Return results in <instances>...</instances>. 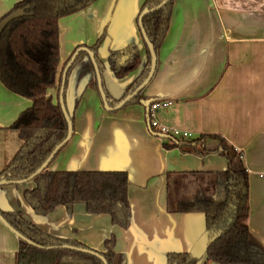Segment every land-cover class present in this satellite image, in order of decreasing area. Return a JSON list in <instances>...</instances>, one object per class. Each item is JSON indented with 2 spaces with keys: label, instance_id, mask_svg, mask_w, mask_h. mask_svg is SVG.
<instances>
[{
  "label": "crops",
  "instance_id": "obj_1",
  "mask_svg": "<svg viewBox=\"0 0 264 264\" xmlns=\"http://www.w3.org/2000/svg\"><path fill=\"white\" fill-rule=\"evenodd\" d=\"M21 0H0V19ZM145 0H96L59 19L58 81L48 94L59 100L62 75L78 47L104 34L98 57L105 65L108 103L116 106L140 69L118 78L108 65L112 51L134 39L146 62L139 14ZM110 33L113 37L110 38ZM111 39L109 53L105 50ZM154 76L137 102L106 108L90 57L70 67L66 97L73 102V135L49 164L51 170H122L129 177V226L84 203L60 205L36 220L24 198L34 182L0 186V211L20 212L43 230L78 240L97 251L114 237L122 264H169L168 255L190 252L207 230L204 215L169 210L172 199H193L214 188L215 172L229 167L223 144L239 154L249 175L248 225L264 246V0H174ZM76 60V59H75ZM61 79V80H60ZM97 81V80H96ZM171 100L154 115L160 123L204 136L197 149L167 147L174 141L150 127L142 100ZM32 100L0 80V172L23 141L11 125ZM3 179V178H1ZM171 182L176 189L171 192ZM173 187V186H172ZM20 239L0 221V264H17ZM195 264H217L206 255Z\"/></svg>",
  "mask_w": 264,
  "mask_h": 264
},
{
  "label": "trees",
  "instance_id": "obj_2",
  "mask_svg": "<svg viewBox=\"0 0 264 264\" xmlns=\"http://www.w3.org/2000/svg\"><path fill=\"white\" fill-rule=\"evenodd\" d=\"M96 0H21L0 21L18 8L26 14L13 20L0 39V80L11 91L32 100V105L22 111L11 125L23 141L11 162L0 172V179L22 180L32 175L49 157L53 149L67 135L68 123L59 100H54L48 90L58 81L60 63L59 19L76 13ZM163 0H145L141 11L152 8ZM174 0L162 8L144 16L143 27L158 54L167 33ZM104 34L90 46L96 53L101 72L105 65L98 57V49ZM147 56L143 63L139 46L134 39L112 51L108 65L114 75L123 78L136 71L143 63L140 75L130 84L120 101L147 77L151 55L145 43ZM130 58L123 61V57ZM88 54L82 51L75 63ZM70 70V68H69ZM68 70V72H69ZM64 72V71H63ZM63 77V75H62ZM61 80V79H60ZM94 84L97 85L96 79ZM66 88V85H65ZM145 89L129 103L143 97ZM128 103V104H129ZM204 136L186 141H174L167 147L188 146L197 149ZM223 154L229 159V167L215 172L214 188L198 193L193 199H172L169 194V210L204 215L207 229H222L221 235L210 244L206 259L217 264H264V246L249 229V175L239 154L223 144ZM56 156V155H55ZM32 181L24 198L34 213L47 216L57 206L71 212L76 203H84L91 214H108L112 222L123 228L129 226V177L122 170H51L49 165ZM3 216L32 245L20 239L17 264H104L95 255L62 248L64 244L89 248L84 243L55 236L28 221L20 212H1ZM114 237L106 241V250L99 251L108 264H122L114 250ZM169 264H195L190 253L168 255ZM125 264V263H123Z\"/></svg>",
  "mask_w": 264,
  "mask_h": 264
},
{
  "label": "water",
  "instance_id": "obj_3",
  "mask_svg": "<svg viewBox=\"0 0 264 264\" xmlns=\"http://www.w3.org/2000/svg\"><path fill=\"white\" fill-rule=\"evenodd\" d=\"M169 0H163L161 3H159L158 5L152 7V8H148L145 7L139 14V18H138V22H139V27L141 29V33L143 35V38L145 40L146 45L148 46V49L150 51V55H151V66H150V71L147 75V77L143 80V82L138 85L132 92H130L129 94H127L123 99L120 100V102L114 106L111 107L108 103V99H107V94L103 85L104 82V77L108 74L107 71H103L101 72L99 69V65L97 63V59H96V53L90 49L89 47H78L76 49V51L74 52L73 56L71 57L70 61L67 63V65L64 68V72H63V77H62V84H61V89H60V96H59V101H60V105L62 107L64 116L66 118V121L68 123V132L66 137L58 144L56 145V147L53 149V151L51 152V154L49 155V157L42 163V165L29 177L22 179V180H7V179H0V186H4L7 184H16V183H24V182H28L31 181L37 174H39L40 172H42L52 161V159L55 157V155L60 151V149L70 140V138L73 135V102H69L67 99V95H66V89H65V82H66V77H67V73L69 68L71 67V65L73 64V62L75 61V59L77 58L78 54L82 51L87 52L88 56L90 57V60L93 64L94 67V71H95V75H96V80L98 83V89L99 92L101 94V97L103 99V102L106 106L107 109L109 110H117L122 108L123 106L127 105L129 103V101L136 96L140 91H142L143 89H145L147 87V85L150 83V81L152 80L155 70H156V66H157V60H158V55L157 52L155 50V47L153 45V43L149 40V37L147 36V33L143 27V18L144 16H146L147 14L154 12L160 8H162ZM26 14L25 9L24 8H18L15 9L14 11H12L10 14H8L7 16H5L1 21H0V39L2 36V33L4 32L5 28L15 19L23 17ZM111 36L113 37V33H110V38ZM108 38L105 44V50L106 52L109 53V45L111 43V39ZM122 47V46H121ZM126 60V57H123V61ZM140 72L143 69V63L140 66ZM153 99H146V100H142L141 104L144 105L146 107L147 110V116H148V122L150 123V117H149V110H150V105L153 102ZM165 137V136H163ZM35 218L36 220H40L41 216L35 214ZM0 221L9 229L11 230L19 239L24 240L32 245H37L35 242L31 241L30 239H28L27 237H25L21 232H19L13 225H11L9 223V221L3 216V214L0 211ZM222 229H216V228H212V229H207L205 230L201 236L197 239L196 243L194 244V246L192 247V249L190 250V256L192 259H196V260H200L202 259L206 253L207 250L210 246V244L212 242H214L222 233ZM62 248H66V249H72V250H77L80 252H84L87 254H91V255H95L99 258H101L104 262V264H108L107 260L105 259V257L103 255L100 254L99 251L92 249V248H84V247H76L73 245H69V244H64L61 246Z\"/></svg>",
  "mask_w": 264,
  "mask_h": 264
},
{
  "label": "built area",
  "instance_id": "obj_4",
  "mask_svg": "<svg viewBox=\"0 0 264 264\" xmlns=\"http://www.w3.org/2000/svg\"><path fill=\"white\" fill-rule=\"evenodd\" d=\"M171 104V100H155L151 103L149 110L150 127L155 130L156 133H158L159 135L168 138L171 137L179 140H187L193 138L191 132L164 125L154 118V115L157 110H159L160 108L169 107Z\"/></svg>",
  "mask_w": 264,
  "mask_h": 264
},
{
  "label": "rangeland",
  "instance_id": "obj_5",
  "mask_svg": "<svg viewBox=\"0 0 264 264\" xmlns=\"http://www.w3.org/2000/svg\"><path fill=\"white\" fill-rule=\"evenodd\" d=\"M77 13V12H76ZM74 14V13H73ZM71 15V14H70ZM66 16H69V15H66ZM63 17H65V16H63ZM56 100H57V98H56ZM173 186V187H172ZM176 189V187H174V183H173V185H172V182H171V192H173L174 190Z\"/></svg>",
  "mask_w": 264,
  "mask_h": 264
},
{
  "label": "flooded vegetation",
  "instance_id": "obj_6",
  "mask_svg": "<svg viewBox=\"0 0 264 264\" xmlns=\"http://www.w3.org/2000/svg\"><path fill=\"white\" fill-rule=\"evenodd\" d=\"M126 57V61L130 58V56L129 55H127V56H125ZM144 63V62H143ZM141 66V65H140ZM140 68V67H139ZM138 68V69H139Z\"/></svg>",
  "mask_w": 264,
  "mask_h": 264
}]
</instances>
